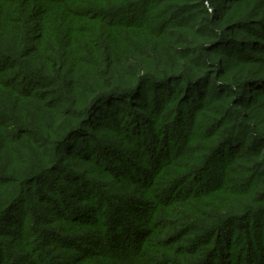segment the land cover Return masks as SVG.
I'll return each mask as SVG.
<instances>
[{"label": "rangeland", "instance_id": "rangeland-1", "mask_svg": "<svg viewBox=\"0 0 264 264\" xmlns=\"http://www.w3.org/2000/svg\"><path fill=\"white\" fill-rule=\"evenodd\" d=\"M92 1L106 19L116 15L160 34L154 41L165 53L145 61L159 69L165 60L159 71L167 73L85 108L49 82L31 88L28 68L19 72L23 79L17 70L4 74L21 85L4 78L0 86V264H87L92 252L136 248L137 236L151 248L107 259L194 264L202 254L196 264L209 256L205 264H264V152L257 156L264 150V0ZM102 1L112 14H103ZM3 4L0 53L22 56L33 17L19 19L20 0ZM144 31L135 37L143 41ZM25 87L30 93L15 89ZM242 99L247 107L238 109ZM220 120L234 125L230 137L212 129ZM217 186L213 209L192 205L195 194ZM166 193L185 197L157 239L173 252H161L144 225L149 200ZM123 224L111 245L117 231L109 229Z\"/></svg>", "mask_w": 264, "mask_h": 264}, {"label": "trees", "instance_id": "trees-1", "mask_svg": "<svg viewBox=\"0 0 264 264\" xmlns=\"http://www.w3.org/2000/svg\"><path fill=\"white\" fill-rule=\"evenodd\" d=\"M13 3L15 4V2ZM20 3L22 4V8L18 9L22 10L24 16L19 17V19H21L23 23H26L27 20H30L31 16L33 17V22L28 23L27 26L28 29L31 28L30 33H32V35L29 38L28 45L23 48V55H19L21 57L16 54L8 57L6 54L0 53V57H7L6 59L11 61L8 62L0 58V86L4 85V78L13 82L14 87L21 85L17 81V77L11 78L8 77L9 75L7 76L4 74L6 72H8L7 74H9V72L15 73L17 70L16 76L19 78L22 77L23 79V75H20L19 72L20 70L28 68L30 72L27 70V75L31 74L35 76V79L28 84L31 85V88L39 84L40 81L49 82L51 88L62 89L65 96L67 95L66 102L69 101L70 105L77 108H85L89 104L90 106H96L104 99L114 98L115 96H121L123 94L130 95L137 89L150 87L153 84L152 82H155L157 76L163 75L164 72L167 73L166 71H159V69L163 67L162 64L165 63V60H159V69H154L151 65H147L145 61L148 57L154 56L153 53L155 50L157 52H164L163 48L160 46L161 42L156 46L154 41L156 36L160 34H156L155 36L151 30H142H147L145 25L134 23V21L117 22L119 17L116 15H111V19H106L102 16L99 9H95L97 7H93L92 4L96 6H99V4L92 0H20ZM52 5L58 9L57 13H54L55 11L51 9L52 7H49ZM101 5L105 6L100 7L104 10L103 14L113 13L112 8H109L107 3L102 1ZM123 5L127 6L125 4ZM193 5L195 8L198 7V4ZM1 7L6 8L3 4V0H0V8ZM0 18L3 19L4 16L0 14ZM32 24L35 25L32 26ZM1 26L2 24H0V29ZM141 31H144L146 33L145 35H148L143 41L135 37L136 34ZM202 31L206 30L203 29ZM23 33L24 31L20 34L24 37ZM165 34L166 33L163 31V35ZM161 37L164 38L162 35ZM166 45L167 44L164 45L165 51H167L165 48ZM167 53L169 52L167 51ZM182 59L184 60V57H182ZM45 62L51 63L48 65ZM82 64H88L89 69L87 71L78 70V66ZM56 66H58V69L55 68ZM92 68L102 70L100 76L99 74L92 75ZM30 69H32V71ZM181 70L182 72L185 71L182 67ZM177 72L178 71H175V73ZM192 74L196 75L195 71H193ZM27 75L24 76L26 77ZM189 80L190 79H184L182 77L179 82L183 83ZM18 88L15 89L30 93L27 87L24 89ZM240 102L241 103L237 106L238 109L247 107V101L242 99ZM87 111L80 117V121L85 116L88 117ZM228 118L226 117L225 119L228 120ZM225 123V120H220L218 125H214L212 129H216L219 135H227L230 137L234 125ZM221 146H223V142L220 143L218 148L220 149ZM263 152L264 150H260L257 156L262 155ZM240 156L241 155H238V157ZM168 176L171 179L174 178L173 173H169ZM33 177L35 179L37 178L36 175ZM166 186L169 187L168 184H165V187ZM219 188L220 187L217 186L216 188H211L195 194L194 196L196 198L193 199L192 205L197 206L205 202L203 205L204 207L213 209V205L210 202L216 205L215 201L220 195L218 194L220 193ZM180 192V190H176L175 194L177 195ZM203 196L206 197L203 198ZM160 198L155 196L149 200L151 207L148 212L151 218L148 220L145 219L144 225L152 229V233L150 232V235L154 237L152 241L161 246V252H173V249L170 248L167 241L162 243L157 239L163 237V233L167 232L165 224L173 219L174 212L170 208L175 207L176 204L178 206L184 204L185 197L177 199V197L171 196L169 198L168 194L166 196L160 194ZM153 214L155 216L154 218H152ZM124 227L127 228L126 224L109 229L110 231L114 229L117 231L110 238L109 242L111 245L120 239L121 234L118 233V230H123ZM136 241L139 242V246L136 248L135 246L130 247L131 249L127 251L124 250L122 253H127V255H129V253H137L138 249H140L143 244H147L148 246L151 245V242H147L144 239L141 240L139 236H137ZM137 242H135V244H138ZM110 244L108 246H111ZM149 248L151 247L149 246ZM100 250H102V248H100ZM119 253L122 254L120 250L114 253L103 250L92 257V252L91 255L87 257V264H111V262L113 264H119V262L116 261L117 259H113L112 261L107 259V255L111 256L109 254H112V256L115 257V255H120ZM201 257L202 254L200 257L194 258V261L199 263ZM209 258L210 256L206 257L201 264H205L206 260ZM185 261L187 262V259H185ZM192 262L193 260L191 263Z\"/></svg>", "mask_w": 264, "mask_h": 264}]
</instances>
